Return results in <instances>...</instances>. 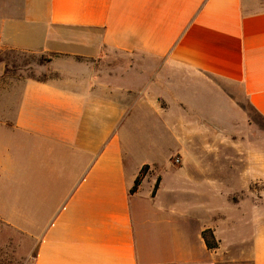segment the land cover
Wrapping results in <instances>:
<instances>
[{
    "label": "crops",
    "instance_id": "0c3cea01",
    "mask_svg": "<svg viewBox=\"0 0 264 264\" xmlns=\"http://www.w3.org/2000/svg\"><path fill=\"white\" fill-rule=\"evenodd\" d=\"M8 51L54 73L0 61V221L34 264H264V167L203 105L220 82L264 120V0H0Z\"/></svg>",
    "mask_w": 264,
    "mask_h": 264
},
{
    "label": "rangeland",
    "instance_id": "374dc122",
    "mask_svg": "<svg viewBox=\"0 0 264 264\" xmlns=\"http://www.w3.org/2000/svg\"><path fill=\"white\" fill-rule=\"evenodd\" d=\"M106 54L116 58L124 56L111 51ZM0 61L6 64L7 73L21 80L54 77L49 67L50 58L37 53L8 51L0 57ZM217 84L220 94L206 89L203 104L205 114L211 117L212 144H218L222 152L243 150L244 153H251V160H244L245 168L257 164L264 167V120L250 108L239 89L234 91L224 83ZM216 134H219L218 142ZM19 194L26 204V191ZM13 199L8 197L9 208ZM34 251L33 242L26 234L0 221V264H34Z\"/></svg>",
    "mask_w": 264,
    "mask_h": 264
},
{
    "label": "trees",
    "instance_id": "16d2710c",
    "mask_svg": "<svg viewBox=\"0 0 264 264\" xmlns=\"http://www.w3.org/2000/svg\"><path fill=\"white\" fill-rule=\"evenodd\" d=\"M149 170H150V166H144L143 167V169L141 170V172H140L139 176L137 177V179L134 183V186L131 190L132 195H134L138 192V190H139L141 184L143 183L145 177L147 176ZM159 185H160V179H158V181L154 187L153 197L156 196V194L159 190ZM202 235H203V239L205 241V244L209 250L214 251V250L219 248L218 241L216 240L212 230H205Z\"/></svg>",
    "mask_w": 264,
    "mask_h": 264
},
{
    "label": "built area",
    "instance_id": "2783aa9c",
    "mask_svg": "<svg viewBox=\"0 0 264 264\" xmlns=\"http://www.w3.org/2000/svg\"><path fill=\"white\" fill-rule=\"evenodd\" d=\"M173 164L175 166H180L181 165V160L179 158H176V159H174Z\"/></svg>",
    "mask_w": 264,
    "mask_h": 264
}]
</instances>
